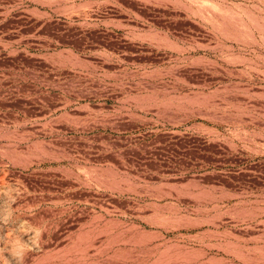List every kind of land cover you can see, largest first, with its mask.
<instances>
[{
    "label": "rangeland",
    "instance_id": "374dc122",
    "mask_svg": "<svg viewBox=\"0 0 264 264\" xmlns=\"http://www.w3.org/2000/svg\"><path fill=\"white\" fill-rule=\"evenodd\" d=\"M0 264H264V0H0Z\"/></svg>",
    "mask_w": 264,
    "mask_h": 264
}]
</instances>
